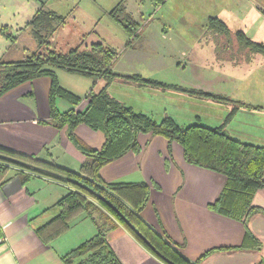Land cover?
Instances as JSON below:
<instances>
[{"label": "crops", "instance_id": "obj_1", "mask_svg": "<svg viewBox=\"0 0 264 264\" xmlns=\"http://www.w3.org/2000/svg\"><path fill=\"white\" fill-rule=\"evenodd\" d=\"M206 1L210 10L214 12L211 15L223 20L230 29L242 30L254 41L264 43V0ZM32 4L34 10L24 24H7L11 27L13 34L19 35V40L15 45H11V42L6 39L5 48L0 52V60L8 62L20 60L37 49V43L33 37L32 40L29 37L21 38V34L27 31L23 28L41 5L40 2ZM216 6H223L222 14L216 12L218 11ZM110 11H103L104 18L109 17L115 22L109 16ZM115 24L111 26H117L116 22ZM56 35L52 41L53 46L63 52L80 44L82 48L97 42L107 44L106 40L100 36L78 40L70 35L66 37ZM261 58L258 56L255 61L263 65L264 59L261 60ZM241 65L230 64L229 69H238ZM64 72L60 70L57 75L65 89L80 97L89 93L79 92L81 90L73 85L74 77H69L66 75L68 72ZM115 72L124 76L134 74L145 76L140 71L132 74L124 72L121 67ZM148 78L152 77L148 76ZM70 79L73 84L65 82ZM51 85L49 77H42L27 82L0 98V148L53 163L77 173L81 170L86 158L69 140L67 127L58 128L51 120L49 101ZM194 86L182 87L223 95L233 101L255 107V109H239L234 120H238L240 116L248 112L260 116L262 120L264 118V85L235 86L229 94ZM254 87L256 89H252ZM119 100L125 103L123 98ZM125 104L143 112L129 102ZM86 105V100L77 107L64 100H57V109L61 114L71 110L80 112ZM227 106L230 108V113L232 107ZM143 113L153 116V112ZM167 115L171 116L165 112L162 119ZM197 117L200 116L197 115ZM200 119L202 120V117ZM232 123L227 126V129L233 137L264 146V136L244 135L242 132L232 130L230 128ZM76 134L85 144L94 149L102 148L105 143V135L102 132L93 131L85 125H79ZM139 142L141 145L139 152H130L106 165L102 168L100 175L110 184L146 183L152 187L150 200L142 212L143 219L152 228L171 243L182 247L183 255L193 263L259 264L264 262V189L260 190L254 198V205L261 210L260 212L251 214L243 222L230 219L211 209V205L218 200L225 188L227 180L223 175L187 163L182 147L173 143L170 148L167 140L162 137L141 135ZM27 175L28 172L22 176L20 170L13 168L6 178L0 181V232L2 235L0 264H65L63 257L94 237L97 229L90 219L82 215L72 222L71 229L66 234L50 245H46L35 230L58 215L56 204L71 188L57 180L46 177L26 178ZM76 226H78L77 231L70 233ZM247 231H250L262 243L260 249L244 247ZM108 240L122 264H165L123 225L109 234Z\"/></svg>", "mask_w": 264, "mask_h": 264}, {"label": "trees", "instance_id": "obj_2", "mask_svg": "<svg viewBox=\"0 0 264 264\" xmlns=\"http://www.w3.org/2000/svg\"><path fill=\"white\" fill-rule=\"evenodd\" d=\"M38 1L40 7L23 28L34 38L37 49L20 60H0V98L27 82L49 77L52 82L49 95L51 120L58 128L67 127L69 140L86 159L76 173L0 148V181L15 168L22 176L28 172L26 178L46 177L70 186L68 193L56 204L58 215L35 230L40 239L50 245L66 234L72 222L80 216L85 215L93 222L96 235L64 256L65 264H122L108 240L109 234L120 225L125 226L165 264H198L183 255L182 247L171 243L143 219L142 212L151 196L149 184H110L101 178L100 172L126 154L139 152L141 135L162 137L169 142V147L173 143L182 147L187 163L223 175L227 180L225 188L211 209L230 219L246 221L251 214L261 211L255 207L254 198L264 189V146L233 137L227 126L239 109L255 107L223 95L145 78L141 74L120 75L113 70L119 52L104 42L85 48L80 44L67 52L58 50L52 41L67 24V17L48 8L45 1ZM151 1L159 7L168 0ZM125 3L126 0H121L109 16L129 35L127 46L131 47L141 34L140 23L128 12ZM206 28V35L212 36L216 58L221 64H251L257 55L264 57V43L254 41L242 30L233 31L216 16L208 17ZM0 35L11 45L19 40V35L13 34L8 25L0 27ZM236 47L238 52H235ZM236 53H239L238 58ZM60 70L91 78L94 86L99 80H104L105 84L99 92L92 89L80 97L61 85L57 75ZM117 80L139 89L172 90L198 99H211L231 105V112L222 125L213 128L204 126L200 117L189 126L180 125L168 115L158 122L153 116L136 111L110 93L111 85ZM58 99L75 107L86 100L87 105L80 112L71 110L61 114L57 109ZM79 125L102 132L105 135L103 147L94 149L85 144L76 134ZM261 246L257 237L247 231L244 247L260 249Z\"/></svg>", "mask_w": 264, "mask_h": 264}, {"label": "rangeland", "instance_id": "obj_3", "mask_svg": "<svg viewBox=\"0 0 264 264\" xmlns=\"http://www.w3.org/2000/svg\"><path fill=\"white\" fill-rule=\"evenodd\" d=\"M42 1H45L51 10L67 17V24L57 32V37L70 35L74 39L85 40L100 36L115 48L119 57L114 63V71L121 67L124 72L131 74L140 71L144 73L145 78L151 76L149 79L166 81L181 85L180 87L195 85L194 87H206L225 94H229L235 86L264 85V63L261 65L255 61L259 55L251 64L244 63L238 69H229L231 62L221 64L217 60L215 45L210 38L212 36L206 35L208 17L214 13L206 0H168L159 7L151 0H126L127 10L140 23L141 32L131 47L127 46L130 38L124 28L119 24L114 26L118 28H114L111 25H116L115 22L109 17L104 18L103 15V11H110L121 0ZM37 2L40 1L0 0V27L12 23L24 24L34 10L32 3ZM222 7L216 6L218 14H222ZM27 32L28 30L23 32L21 38L29 37L32 40V36ZM1 37L0 52L4 50V43L7 41ZM235 52H238V47ZM238 54H235L236 58L239 57ZM260 57L264 59L263 56ZM242 60L241 58L240 62ZM66 75L74 77L75 83H71V79L65 82L75 85L82 94L90 92L92 88L98 92L105 84L104 80H100L94 86L91 78L69 73ZM109 90L117 99L123 98L125 103L133 104L136 109L153 112L152 115L158 122L167 112L180 125L189 126L197 121L198 115L202 117L204 126L213 128L224 123L230 111L226 104L198 99L187 93L139 89L123 81L121 83L120 80L114 82ZM234 118L235 116L228 125ZM238 120L232 123V130L249 136H264V118L262 120L260 116L248 112ZM78 226L70 233L76 232Z\"/></svg>", "mask_w": 264, "mask_h": 264}]
</instances>
